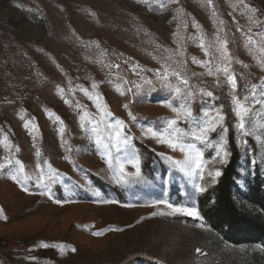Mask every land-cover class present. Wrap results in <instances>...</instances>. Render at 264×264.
Returning <instances> with one entry per match:
<instances>
[{
	"label": "rangeland",
	"instance_id": "1",
	"mask_svg": "<svg viewBox=\"0 0 264 264\" xmlns=\"http://www.w3.org/2000/svg\"><path fill=\"white\" fill-rule=\"evenodd\" d=\"M247 35L257 44L246 47ZM217 36L228 40L235 93L222 73L209 75L200 63L211 60L214 73L224 66L213 58L214 49L206 55L200 46L201 38L207 46ZM262 38L264 0H0V264H131L139 258L155 264H264V248L235 247L209 230L201 215L173 213L167 206L199 211L196 186L213 184L208 173L224 165L211 145L228 142L230 128L239 147L255 142L264 149ZM253 86L259 103L251 98ZM201 90L214 95L204 97ZM233 95L249 109L244 131L237 128ZM225 103L233 117L229 124ZM182 104L197 120L209 111L224 117L208 134L209 146L184 136L203 152V179L173 165L185 158L179 147L147 133L153 128L164 134L167 121L178 117L179 133L190 132ZM108 111L112 116L103 115ZM113 118L124 121L130 149L112 148V156L126 172H135L125 160L128 151L140 158L141 175L126 178L128 183H116L108 155L90 131ZM226 148L229 153L228 143ZM18 161L24 165L19 183L11 178Z\"/></svg>",
	"mask_w": 264,
	"mask_h": 264
},
{
	"label": "snow or ice",
	"instance_id": "2",
	"mask_svg": "<svg viewBox=\"0 0 264 264\" xmlns=\"http://www.w3.org/2000/svg\"><path fill=\"white\" fill-rule=\"evenodd\" d=\"M210 2V0H209ZM215 15V13H214ZM221 24L223 22L221 21ZM240 29H238L239 31ZM183 39V38H182ZM193 40L195 37L192 38ZM264 39V38H262ZM257 41L253 39L252 35H247L246 36V47L248 45H256ZM200 46L205 49V54L209 55L208 49H214L215 51L212 53L213 58L215 61L220 64L224 65L222 67H217L216 72L214 73L212 70V61H205V62H200L204 66L208 67V74L213 75V74H220L222 73L226 79L227 84L230 86V89L232 93H235L238 87L236 75L233 71H231V60H230V53L228 51V40H221L219 36L214 41H210L207 46L204 44L203 38L200 40ZM261 52H264V47L260 48ZM218 54V56H217ZM180 55L183 56V52H180ZM194 62L195 58H193ZM184 64V61H180V65L182 66ZM116 67H119V65H116ZM156 75L160 76L161 72L160 70L156 71ZM172 76H175L177 79H180L181 83L184 86H189V80L187 78H182V74L179 71H174L171 73ZM193 76L195 73L192 74ZM164 81H167L169 78V72L167 67L164 68L163 71V76H162ZM147 84H151V80H146L145 81ZM169 88H172L171 84L166 85ZM217 87L220 86V80H217ZM93 88H96L97 85L93 84ZM134 87L139 90L141 88V85H134ZM132 89H129L131 91ZM174 92L177 94V96L180 97V99H184V97L180 96L181 94V88L180 87H175ZM123 94V93H122ZM189 96H191V93H188ZM201 95L204 97L212 98L213 97V92L212 91H203L201 90ZM256 87L253 86L252 91H251V98L254 102L259 103V101H256ZM261 96L264 97V92H261ZM89 99H92L91 96H89ZM234 104L236 107L234 108L235 115L239 118V123L237 124V128L241 131L245 130V118L248 116L249 109L244 106V104L241 103V100L238 96L233 95L232 97ZM244 100L247 101L248 97H244ZM68 103V101H65ZM185 103H188V101L185 100ZM97 108L100 107L99 104L96 105ZM125 108L128 107L127 104L124 105ZM173 111H177L176 108H173ZM180 111L183 114L185 123L188 121L192 122L193 128L190 132L180 134L179 130L177 129L176 125L178 122L177 119H171L167 121L166 126L164 128V134H159L160 130H153V128H148L147 133L150 134L152 137H156L158 139V143H165L168 144L171 148L176 149L179 147V149L183 152L186 153L185 158L183 161H176L173 160V165L178 166L180 170H182L188 177H194L199 175L200 179H203V173H202V157H203V152L197 149L196 144L193 142H185L184 136H188L191 138L192 141H198L204 146H209V139H208V134L211 132H214L218 126H222L221 122L224 120L223 115H221L219 112H216L215 115L212 114L211 111L209 112H204L203 116L204 119L202 120H197L193 118V113L190 108H185L184 105L182 104L180 106ZM131 115V113H129ZM104 116H112L111 112H105L103 114ZM59 119V118H57ZM83 119V117H81ZM135 119V117H133ZM114 122L113 123H106V126L104 129L97 127H93L90 129V131L95 135V144L103 149L105 153L108 155V163L109 166L112 168L113 172V177L116 180V183H128L129 180L126 178H131V177H139L141 175V167H140V158L139 156L132 150L128 151L127 156L125 157V160L130 163L134 168L135 172H126L124 164L120 162L118 157H113L110 149L115 148L117 152H120L122 149H130V141L128 139V133L125 130L126 126L123 120L120 119H115L113 118ZM27 126V125H26ZM83 127V125H81ZM33 128L35 129L36 126L33 125ZM60 133L63 134L64 129L60 128L59 129ZM226 131V129H225ZM106 133V134H105ZM227 140L221 138L219 142H217L214 145H211L215 147L216 149V156L219 157L220 163L221 164H227L228 163V156L229 153L227 151ZM42 154L39 149L36 151V156L40 157ZM164 155V154H161ZM166 159L171 160V157H165ZM20 163L19 169L11 176V178L14 181H17V183L20 182V174L24 172V165L22 162H17ZM44 163H47L45 160ZM8 164L11 165L12 161L9 160ZM5 166L0 164V168H4ZM38 168H41L42 171V166L38 165ZM50 167V165H49ZM200 170V171H198ZM221 171L219 169L215 170L214 173L209 172L208 175L212 176L213 183L216 182V178L221 176ZM23 179H28L29 177L24 176L22 177ZM39 179H42V177H39ZM50 182L54 183V179H50ZM200 192H204L205 188L197 185L196 186ZM27 191V189H24ZM97 196L100 195L99 192L96 193ZM60 201H57L59 203ZM158 203H167V201H158ZM169 208L172 209L173 213H181L185 214L189 217H199L200 213L195 207H174L172 204H167ZM157 213H152V215H156ZM164 214V213H160ZM99 234V233H96ZM76 249L73 248L72 251H75ZM200 250L197 249V252Z\"/></svg>",
	"mask_w": 264,
	"mask_h": 264
},
{
	"label": "trees",
	"instance_id": "3",
	"mask_svg": "<svg viewBox=\"0 0 264 264\" xmlns=\"http://www.w3.org/2000/svg\"><path fill=\"white\" fill-rule=\"evenodd\" d=\"M50 80L53 76L43 84ZM28 91L35 93L32 88ZM225 104L229 124L233 117L228 103ZM228 145V163L222 166L221 176L199 194L201 220L214 234L235 247L264 248V149L255 142L246 148L239 147L233 128L228 134ZM131 264L155 263L139 258Z\"/></svg>",
	"mask_w": 264,
	"mask_h": 264
}]
</instances>
